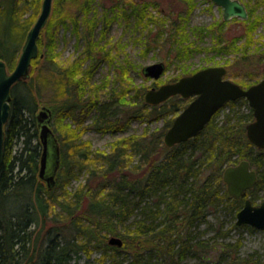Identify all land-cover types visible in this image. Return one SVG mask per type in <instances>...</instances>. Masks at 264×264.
<instances>
[{
    "label": "trees",
    "instance_id": "1",
    "mask_svg": "<svg viewBox=\"0 0 264 264\" xmlns=\"http://www.w3.org/2000/svg\"><path fill=\"white\" fill-rule=\"evenodd\" d=\"M89 1L61 0L59 6L54 2L55 9L63 10L56 24H66L68 20L77 33L82 24L89 40L96 26V18L88 16ZM41 2L0 0V60L5 61L8 71L17 62L24 37L41 10ZM132 3L129 5L134 23L145 30L148 40L145 42L152 45L162 34L161 26L159 32L151 33L147 25L152 18L136 8L141 3ZM261 3L264 6V2ZM246 9L247 19L244 20L249 18V9ZM53 15L50 14L52 18ZM185 21L184 18L182 24L175 27L174 36H170L174 47L168 49V54H174L172 57H176L178 64L185 62L187 57H182L193 49L192 43L185 42L188 39L184 32ZM227 22L220 20L214 28L194 25L191 31L200 39L209 30L214 35L217 32L214 36L217 45L205 50L237 51L235 46L240 36H225L227 32L223 28ZM256 23L253 20L243 26L242 35H247V42ZM37 45L42 57L32 59L30 76L16 82L10 90V116L5 124L0 165V264H71L79 252L90 253L91 247L102 250L99 260L108 258L109 264H182L187 256L200 260L194 264H216L237 252L241 246L239 239L231 243L225 238L231 228L249 227L235 222L244 198L233 199L228 194L222 173L225 166L246 158L257 171V182L244 197L252 196L262 187L264 173L259 156L264 149L252 145L245 134L246 124L253 119L252 109L225 114L220 125L210 120L196 136L166 146L163 135L176 113L186 106V100L176 97L155 106L147 103L143 98L144 87L129 86L131 82L122 67V77L128 82L126 87L113 92L118 99L116 102L98 106L96 98H80L82 78L79 77L70 88L71 99L58 103L57 95L55 105H47L56 119L70 116L78 124L62 131L52 127L60 148V164L55 184L48 188L38 176L42 146L35 113L41 99L40 85L48 81L50 84L56 75L52 68L61 67L55 59L43 54L41 35ZM239 53L246 57V52ZM39 59L50 60L52 66L38 67L34 76L33 69ZM174 59L165 60L170 64ZM78 66L74 64L59 75H75ZM185 66H180L183 75ZM224 66L230 67L227 63ZM92 72L93 69L88 73ZM57 86L61 88L58 79L54 89ZM18 87L23 88L25 94L22 95ZM128 88L135 90L131 99L125 97ZM91 110L95 111L91 124L81 126ZM134 120L146 123L143 131L124 134ZM159 120H163V124L152 128ZM87 127L121 136L114 137L108 148L101 150L83 139L82 132ZM80 174L87 176V180L71 186ZM219 210L228 214L230 227L222 231L225 223L220 220L214 227V236L200 237L205 229L196 230L207 222L211 212ZM110 236L120 237L122 245L109 244ZM237 263L246 262L235 258L229 262Z\"/></svg>",
    "mask_w": 264,
    "mask_h": 264
},
{
    "label": "rangeland",
    "instance_id": "2",
    "mask_svg": "<svg viewBox=\"0 0 264 264\" xmlns=\"http://www.w3.org/2000/svg\"><path fill=\"white\" fill-rule=\"evenodd\" d=\"M60 1L53 0L51 13H54V17H49L40 35L42 38L41 50L43 54L46 53V57L48 55V57L55 59L61 68L55 69L53 67L52 69L56 71V75L52 77V82L49 84L48 81L46 85H40L39 92L41 94L39 98L41 99L37 110L43 105H55L53 101L57 95L58 103L66 102L69 98L71 99V95L73 94L71 92L72 86L79 77L82 78L80 84L81 91L79 92L81 99L96 98L98 106L105 102L113 104V102L118 100L113 92L122 91L123 87H126L128 83L122 77V67H125L126 77L131 82L128 85L142 86L144 87V91L148 88L158 87L161 84L177 80L183 75L180 72L181 65H186L187 69H185V73H190L196 71L198 68L206 67V65H225L227 63L230 66L227 69V79L243 87L252 84L256 78L260 79L262 73H264V49H262L264 47V19L262 17L264 16V6L261 3L264 0H240L248 7L249 18L248 20H244L236 17L227 20L228 22L223 28L225 33L227 32L225 36H237L238 34L240 36L236 43L237 46H235L238 50L227 52L205 50L217 45L214 37L217 32L214 35L209 30L200 39L197 34H193L191 31V27L194 25L214 28L220 20H223V9L213 3L212 0H90L88 16L96 18V26L92 29L89 40H87L88 36L86 37L83 31L84 25L82 24V27H79L78 33L68 20L66 24H56L63 10L59 7L55 9V5L53 4L57 2L59 6L61 4ZM128 2L141 3L136 8H141L142 12H145L149 19L152 18L151 23L147 25L151 33L159 32V26H161L162 34H160L157 40L161 45H158L154 40L151 42L152 45L146 44L145 40H148L145 30L142 31V27L136 26V23H134L135 18ZM189 7H191V11ZM26 13L28 14V12ZM184 18L186 19L183 25L184 32L188 35V39L185 42L187 45L192 43L194 50L190 48V52H187L182 57H187L184 60L185 62H179L178 64L176 59H174L176 57H172L174 54H168V49L174 47L172 44L174 42H172L170 36L175 33V27L182 24ZM105 20L107 21L105 22ZM253 20H256L257 23L254 26V31H251L250 40L247 42V35H242L243 26ZM177 45L179 46V44ZM91 49L92 51H90ZM239 52H246V57L244 58V55ZM208 57L211 59L209 60ZM99 58L100 60H98ZM165 59L174 60H170V64H167ZM49 61L47 59H39L37 66L33 69V72H35L34 76L37 74L38 67L52 66ZM157 61H164L166 65L164 72L158 79H150L140 73L144 65ZM74 64H79L75 75L68 74L69 76H66V73L59 75L62 70H69ZM92 69L93 72L88 73ZM57 79L60 80L61 88L57 86L54 89V82ZM18 90L22 95L25 94L23 88L18 87ZM134 92V89L127 90L125 92L126 99L130 98ZM248 108V104L243 99L232 102L219 109L214 115V122L220 125L224 122L225 114H240L241 112H247ZM94 113L95 111L91 110L90 114L84 118L83 123L80 125H90ZM51 124L53 128L56 129L57 127L61 131L78 126L70 116L59 118L58 120L55 114L52 115ZM162 124L163 120L155 121L151 127H160ZM145 125L146 123L134 120L130 123L124 134L140 133L143 131L142 129ZM82 133L83 139L88 140L94 148L101 150L108 148L110 145L109 141H112L114 137L121 136L120 134L112 135L110 133L99 132L93 127L84 128ZM253 153L256 152L254 151ZM259 157L262 160L261 168L264 173V152ZM79 176V179L72 181L71 186H76L79 183L83 184L87 180V176L84 174H80ZM249 198L253 200L254 205L264 200V175L262 187L255 190L254 194ZM220 220H224L225 223L222 231L230 227L231 223L228 214L226 215L219 210L211 212L206 218L207 222L203 223L199 228L200 230L196 231L205 229V232L200 237L211 238L214 236V227L219 225L218 222ZM236 239H239L241 244L239 250L232 255L226 256V258H223L216 264H229L233 258L236 260L240 259L246 262L245 264H255L254 260L260 261L264 258V231L251 230L247 227L231 228L225 241L232 243ZM90 251V253L79 252L78 257L71 260V264L110 263L108 258H105L103 261L99 260L102 250L91 247ZM199 261L196 257L187 256L182 264H194L196 262L199 263Z\"/></svg>",
    "mask_w": 264,
    "mask_h": 264
},
{
    "label": "water",
    "instance_id": "3",
    "mask_svg": "<svg viewBox=\"0 0 264 264\" xmlns=\"http://www.w3.org/2000/svg\"><path fill=\"white\" fill-rule=\"evenodd\" d=\"M52 2L53 0H42L41 10L24 37L25 40L13 69L8 71L5 61L0 60V165L4 153L5 124L10 116V90L14 83L30 76L32 59L39 53L37 40L50 17ZM212 2L223 9L222 19L224 20L236 16L243 19L247 17L246 7L240 0H212ZM165 67L164 61L153 62L144 65L142 73L151 79H158ZM225 75L226 68L223 65L207 66L175 82H167L145 90L143 98L151 105L164 102L176 94L185 98L190 95L196 96L174 117L175 119L167 128L163 135L166 146H172L196 136L224 102L244 97L254 114V119L246 124L245 134L252 145L264 149V76L256 83L244 88L230 79L223 78ZM51 117L49 107L42 106L37 111L36 122L39 126L38 135L42 146L38 176L46 182L48 188L55 184V176L60 164V148L51 128ZM223 169L222 180L226 184V191L233 199L243 196L245 191L254 187L257 182V171L250 168V162L246 158ZM244 201L236 214L237 225L248 224L255 229L264 230V200L257 205H253L249 198H245ZM108 239L111 245L117 247L122 245L120 237L110 236Z\"/></svg>",
    "mask_w": 264,
    "mask_h": 264
},
{
    "label": "flooded vegetation",
    "instance_id": "4",
    "mask_svg": "<svg viewBox=\"0 0 264 264\" xmlns=\"http://www.w3.org/2000/svg\"><path fill=\"white\" fill-rule=\"evenodd\" d=\"M202 68H204V67H202ZM199 69V68H198ZM194 72H196V71H194ZM194 72H190V73H185V75H190V74H192V73H194ZM185 75H181V76H185ZM180 76V77H181ZM227 76V74L223 77V78H227L226 77ZM243 87V86H242ZM176 97H178V98H181V99H184V100H186V104L190 101V100H192L193 98H195L196 96L195 95H190V96H188V97H183V96H181L180 94H176V95H173V96H170L169 98H167V100L168 99H171V98H176ZM242 97H240V98H238V99H236V100H230V101H226V102H224L223 104H222V106H220L219 107V109H221V108H223L224 106H226V105H228V104H230V103H232V102H236V101H240V99H241ZM219 109L212 115L213 117L211 118V120H213L214 119V115L219 111ZM202 131V130H201ZM200 132V131H199ZM199 134V133H198ZM253 188V187H252ZM246 192V191H245ZM245 195V194H244ZM244 195L243 196H241V197H239V198H244V200H245V198H249V196H246V197H244ZM239 198H236V199H239ZM250 199V198H249ZM243 200V201H244ZM251 200V199H250ZM245 202V201H244ZM262 202V201H261ZM260 202V203H261ZM252 203H253V201H252ZM259 203V204H260ZM253 205H254V203H253ZM257 205V204H256ZM249 227H251L252 229L251 230H260V229H255V228H253L252 226H250V225H248ZM249 227H247V228H249ZM250 229V228H249ZM261 231H264V230H261ZM261 262H262V264H264V258H262L261 260H260ZM238 264H240V263H238Z\"/></svg>",
    "mask_w": 264,
    "mask_h": 264
}]
</instances>
